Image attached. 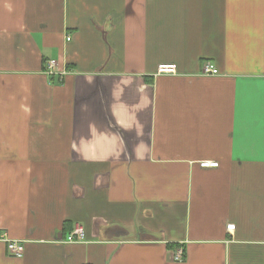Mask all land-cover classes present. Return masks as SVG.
<instances>
[{
    "label": "crops",
    "instance_id": "1",
    "mask_svg": "<svg viewBox=\"0 0 264 264\" xmlns=\"http://www.w3.org/2000/svg\"><path fill=\"white\" fill-rule=\"evenodd\" d=\"M0 264H264V0H0Z\"/></svg>",
    "mask_w": 264,
    "mask_h": 264
},
{
    "label": "built area",
    "instance_id": "2",
    "mask_svg": "<svg viewBox=\"0 0 264 264\" xmlns=\"http://www.w3.org/2000/svg\"><path fill=\"white\" fill-rule=\"evenodd\" d=\"M70 40V38H68ZM58 66V61L56 59H51L48 62V74H54L56 72V68ZM203 73L208 74V75H215L219 74L218 68L212 63V62H207L203 66ZM159 73H176L177 72V66L176 64H161L159 66ZM61 74H64V72H61ZM203 166H218L217 161H212V160H206L202 162ZM227 228L229 230L235 228V224L230 223L227 224ZM6 237V235L4 236ZM84 238V229L79 227L77 228L73 233L69 235L67 238L68 241H79ZM7 242L8 250L10 253L16 257H23L24 255V240L23 239H10V238H5L4 239ZM179 258L182 257L181 254L178 255Z\"/></svg>",
    "mask_w": 264,
    "mask_h": 264
},
{
    "label": "trees",
    "instance_id": "3",
    "mask_svg": "<svg viewBox=\"0 0 264 264\" xmlns=\"http://www.w3.org/2000/svg\"><path fill=\"white\" fill-rule=\"evenodd\" d=\"M144 78H145V81H147L149 83H152V78H149V77H144ZM69 226H70V222L69 221H66L64 223V229L67 230L69 228Z\"/></svg>",
    "mask_w": 264,
    "mask_h": 264
}]
</instances>
